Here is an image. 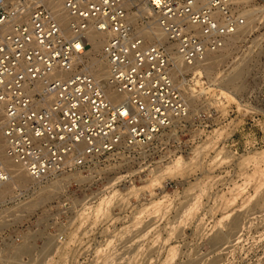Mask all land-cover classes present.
Masks as SVG:
<instances>
[{
    "label": "rangeland",
    "instance_id": "rangeland-1",
    "mask_svg": "<svg viewBox=\"0 0 264 264\" xmlns=\"http://www.w3.org/2000/svg\"><path fill=\"white\" fill-rule=\"evenodd\" d=\"M233 6L250 26L196 69L173 68L198 95L189 118L87 172L12 183L0 264H264V0Z\"/></svg>",
    "mask_w": 264,
    "mask_h": 264
},
{
    "label": "built area",
    "instance_id": "built-area-1",
    "mask_svg": "<svg viewBox=\"0 0 264 264\" xmlns=\"http://www.w3.org/2000/svg\"><path fill=\"white\" fill-rule=\"evenodd\" d=\"M142 1L151 12L139 14V24L155 15L173 49L168 41L136 32L129 15L140 8L130 0H63L70 35L43 2L0 0V118L6 153L34 180L87 172L105 155L149 146L189 117L190 106L171 72L173 52L192 65L222 49L246 23L233 0H207L212 6L201 9L194 0ZM216 7L220 15L213 13ZM91 31L107 34L104 79L81 59L92 47ZM108 90L122 98L113 101ZM212 110L199 117L206 119ZM11 177L0 161V187ZM58 235L67 240L66 232Z\"/></svg>",
    "mask_w": 264,
    "mask_h": 264
},
{
    "label": "bare ground",
    "instance_id": "bare-ground-1",
    "mask_svg": "<svg viewBox=\"0 0 264 264\" xmlns=\"http://www.w3.org/2000/svg\"><path fill=\"white\" fill-rule=\"evenodd\" d=\"M30 1L31 0H26V3H30ZM37 1H40V2H43V3H44V1L48 2L49 5H47V7L49 6L51 8L50 10L53 12L56 20L61 25L62 29L64 30V33L66 35H70L71 34V32H70V20H71V18L69 16V14L67 13L66 9L64 8L63 0H37ZM199 1L200 0H194V2H195L194 7L196 9H201V8L207 6V5L208 6H212L211 1L202 0L203 1L202 6L200 5V2ZM130 3L131 4H138V7L140 8V11L139 12L130 13V15H129L130 20H131V23H132V25H134V27L136 29V32L139 33V34L145 35V36H147L149 38H152V39L154 37H157L158 39H161V40H164V41H168L169 42V46L172 44V46H170V48L171 49L174 48L175 45L173 43H171L168 40L167 35L164 34L161 31V28L158 25L157 17L155 15H153L152 20H150L146 25L140 26V24L138 22V19H139V16L138 15L139 14L140 15H145V14L151 12V8L148 6L147 1L144 2L142 0H130ZM219 12H220V8L219 7H216L214 9V11H213V13L220 15ZM249 26H250V23L249 22H247L244 25H241L239 27L237 33H235L236 37L238 38V36L243 32V29L244 28H247ZM87 38H88V41L92 44V47L89 50H87L86 53H84V54L81 55V59L82 60H86L87 59V66H88L87 69H88V71H90L91 73H93L97 78L104 79L106 77V74H107V63H106V60H105V58L103 56L102 51H101V53H102V57L104 59H100V58L94 57V54H93L94 52L92 50L93 49H98L102 45V43H103L102 42V39L105 38V40H106L107 34L106 33H101V32H96V31H91L88 34ZM213 53L214 52L208 53V55L209 54H213ZM207 56L205 57L204 60L207 59ZM173 58H174L173 59V61H174V67H176L177 69H179V72H181V74L186 69L187 70L188 69H196L198 67L197 64L204 61V60L197 61V62H195L192 65H187V64L183 63L180 60L179 55L175 51L173 52ZM175 62H176V64H175ZM209 63H211V62H208L206 64H209ZM242 63H244V62H242ZM173 68H172V71H171L172 72V76H173L175 82L177 83V82H179V80H178L177 75H175V73H173ZM239 74L240 73L238 72V75ZM238 75L236 74V76H232L229 79H227V83L228 84H236V81L235 80H237L239 78ZM186 81H187L186 78L183 77V79L181 80L180 84H178V86L182 90V92H183V94L185 96V99L187 100V102H188V104L190 106L191 103H194V102H196L198 100V95L196 94V92L194 93L193 90L188 89V87L186 85ZM109 97L113 101H119L122 98L119 94H117V93H115L113 91H109ZM187 118H189V117H187ZM180 121L181 120L176 121L174 123V126H177L180 123ZM0 122H1L0 123V161L3 163L4 167L12 174L11 179L9 181H7L6 183H4L0 187V198H1V197H3L11 189L12 183H15V182H18V183L19 182H27V181H30V179H33V178L26 172V170L21 165L15 163L7 155V153H6V141H5L4 136H2V131H3L2 130V125L3 124H2V119L1 118H0ZM12 178H14V180L10 184V181L12 180ZM42 201H44V200H42ZM38 203H40V202H38ZM67 231H66V233H67V239H69V236L70 235L68 236L69 231L68 232ZM74 236H76V235L74 234ZM78 237L79 236L77 235V239H78ZM24 239L26 240V237H24ZM50 239H53V238H49L48 241ZM29 251H30V248H29ZM22 252L23 251L21 250V254H22ZM46 254H47V252H46ZM14 260H16V259H14ZM12 264H15V263H12Z\"/></svg>",
    "mask_w": 264,
    "mask_h": 264
}]
</instances>
